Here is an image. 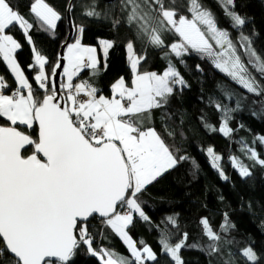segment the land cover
Wrapping results in <instances>:
<instances>
[{
    "label": "snow or ice",
    "instance_id": "snow-or-ice-1",
    "mask_svg": "<svg viewBox=\"0 0 264 264\" xmlns=\"http://www.w3.org/2000/svg\"><path fill=\"white\" fill-rule=\"evenodd\" d=\"M219 3L232 27L245 24V19L234 10V0ZM117 6L124 14L121 19L112 18ZM72 8L70 2L66 10L71 12ZM29 14L44 31L56 29L62 18L47 0H31ZM83 14L111 18L114 28L124 22L134 33L126 44L133 72L131 87L121 78L112 85L111 98L98 96L99 90L88 82L73 83V77L82 68L96 69L97 65L96 49L84 47L79 37L74 44L67 45L62 57L67 79L59 88L45 73L47 58L33 47L35 65L39 66L34 80L38 89L43 90L37 95L15 57L21 44L9 34L18 26L27 42L33 44L29 32L34 24L11 0H0V59L17 84L11 95L5 94L3 90L10 86L0 75V117L10 122L9 126L0 125V264H73L81 247L99 264H146L158 260L157 253L143 240L135 241L130 230L137 218L151 223L142 206V194L189 157L178 155L180 149L168 142L176 135L171 124L165 122L161 132L154 124L146 125L145 120L152 119V110L163 109L161 121H171L172 114L166 106L177 90L188 84L171 60L162 74L139 72L138 66L146 55H136L135 42H140L145 52L149 46L167 47L176 57L194 51L201 58L210 59L216 69L247 93L259 97L264 92V85L249 70L250 66L264 78V57L253 48L251 38L242 33L239 37V48L248 58L246 64L229 31L218 26L215 14L201 0H118V5L110 0V7L103 13L96 10V0H92ZM76 28L83 33V27ZM167 34L178 37V41L166 44ZM113 43L100 41L105 56ZM59 67L57 61L51 76H56ZM82 94L86 99L81 98ZM225 95L231 99L234 93L225 90ZM212 103L222 113L219 129L202 116L204 126L230 137L234 129L228 122L231 113L239 109V101L236 108L209 97V104ZM17 125L29 129L38 126L36 137L18 130ZM257 142L264 145V136L256 137L253 143ZM29 148L32 151L26 154ZM244 151L249 159L264 167V158L255 148L245 145ZM207 153L211 166L227 180L221 157L211 147ZM230 159L242 178L252 174L237 157ZM193 165L198 167L194 160ZM161 223L179 227L175 215ZM200 223L209 240L205 247L198 243L189 245L187 232L173 244V233L165 227L159 236L160 254H166L174 264H184L181 249L186 247L199 248L210 257L220 254L221 235L206 218ZM232 227L225 213L220 231L228 232ZM103 229H110L130 256L124 257L103 245L95 247L97 235L106 238ZM242 255L251 264H257L258 256L251 247L242 249ZM231 258L229 253L224 264H231Z\"/></svg>",
    "mask_w": 264,
    "mask_h": 264
},
{
    "label": "trees",
    "instance_id": "trees-1",
    "mask_svg": "<svg viewBox=\"0 0 264 264\" xmlns=\"http://www.w3.org/2000/svg\"><path fill=\"white\" fill-rule=\"evenodd\" d=\"M47 2L61 13L62 18L57 21L56 29L44 31L29 14L31 0H11L12 5L34 24L29 32L33 39L32 45L47 58L45 73L51 79V70L59 61V49L68 33L66 8L69 0H47ZM112 2L118 5V0ZM201 2L213 11L218 26L229 31L246 64L248 58L239 48L241 33L251 38L253 48L264 57V0H234V10L245 19V24L238 28L232 27V21L225 15L219 0H201ZM91 3L92 0H73L70 18L74 33L70 43L76 39V26L83 27L80 42L98 48L100 64L96 69H83L74 79V83L88 82L99 90L98 95L109 96L112 84L118 79L123 78L127 85L130 84L133 73L126 58V44L129 38H134V33L124 22L114 28L111 18L85 16L83 13ZM107 7H110V1L96 0L97 11L103 13ZM123 16L119 6L113 9L112 18L121 19ZM9 34L21 44V48L15 53L21 70L33 85L36 94L41 95L43 90L38 89L34 80L38 67L33 61L31 44L27 42L18 26ZM102 39L114 42L106 56L101 54L99 41ZM174 41H178V37L167 34L165 43L171 44ZM134 50L137 56L146 55V59L138 66L139 72L154 71L160 74L171 60L188 84V87L177 90V94L170 98L169 105L166 106L167 111L172 114L171 121H161L163 109L152 110V125L163 132L164 123L171 124L176 135L174 138H168V142L174 143L180 149L178 155H186L189 159L182 161L162 179L150 185L141 196L142 206L151 223L137 218L130 235L137 242L143 240L157 253L158 260L146 264H174L166 254H160L159 236L160 231L165 227L173 233L171 243L178 242L183 233L187 232L189 245L198 243L201 247H205L209 240L203 233V226L200 223L202 218H206L212 229L221 235V253L210 257L199 248L186 247L181 249L184 264H224L229 258V253L232 254L231 264H251L242 255V249L246 247H251L256 252L257 264H264V167L254 163L244 151L245 145L253 147L261 158H264V145L259 142L253 143L256 137L264 136V92L259 97L247 93L245 89L216 69L210 59L201 58V55L194 51L176 57L167 47L159 49L149 46L145 52L144 46L138 41L134 44ZM29 65L35 66L29 68ZM250 69L261 85H264V78H261L251 67ZM0 75H3L10 87L14 88L12 75L2 59H0ZM60 84H62L61 80ZM225 90L234 93L231 99L225 95ZM209 97L230 108H236V103L239 101V109L231 113L232 118L228 122L229 127L234 129L230 137H225L218 130L211 131L204 126L202 116L216 129H219L221 123L222 113L216 109L215 103L209 104ZM0 125L6 126L10 123L0 117ZM17 127L33 138L37 135L36 127L32 129L22 125ZM181 132L183 136L180 135ZM164 135L167 138V134ZM209 147L221 157L220 164L228 177L227 180L221 178L219 172L211 166L206 154ZM31 151L32 149L29 148L26 154H30ZM230 157H237L249 167L252 174L242 178L231 165ZM193 160L198 167L193 165ZM225 213L234 227L228 232H221L220 226L224 223ZM173 215L177 218L178 229L170 224L161 223L166 217ZM95 223L99 229L98 219ZM103 232L106 238L102 239L97 235L95 247L103 245L124 257L130 256L126 246L110 229H103ZM137 246H140L139 243ZM73 264H99V261L96 257L88 255L86 249L81 247Z\"/></svg>",
    "mask_w": 264,
    "mask_h": 264
},
{
    "label": "crops",
    "instance_id": "crops-1",
    "mask_svg": "<svg viewBox=\"0 0 264 264\" xmlns=\"http://www.w3.org/2000/svg\"><path fill=\"white\" fill-rule=\"evenodd\" d=\"M80 39V38H79ZM26 40H27V38H26ZM76 42V39H75V41L74 42H71L70 44H74ZM81 43V42H80ZM82 44V43H81ZM84 47H92V48H94V49H96V51H95V53H94V55H95V57H96V61H97V65H96V67L100 64V59H99V51H98V48L95 46V45H86V44H82ZM31 49H33V45L31 44ZM18 50V49H17ZM38 51V50H37ZM67 52V46H66V48H65V51H64V54ZM32 53H33V51H32ZM101 54L104 56L105 54L102 52V50H101ZM16 57V56H15ZM33 61H34V63H35V60H34V54H33ZM88 62V58H87V56H85V58H84V63H87ZM64 64H66V61L64 62ZM37 67H38V72H39V66L38 65H36ZM84 68H82L78 73H80L82 70H83ZM85 69H91V68H85ZM9 70V69H8ZM166 70V69H165ZM164 70V71H165ZM163 71V72H164ZM9 72H10V70H9ZM162 72V73H163ZM78 73H77V75H78ZM133 73V72H132ZM162 73H160V74H162ZM10 74H11V72H10ZM38 74V73H37ZM36 74V75H37ZM159 74V73H158ZM12 75V74H11ZM77 75L76 76H74L73 77V83H74V79L77 77ZM12 78H13V80H14V88H16L17 87V84H16V81H15V78H14V76L12 75ZM132 78H133V75H132ZM132 78H131V81H130V84L129 85H127L126 83V86H128V87H131V83H132ZM66 77L63 75V68H62V71H61V77H60V80H61V82L62 83H65L66 82ZM121 79V78H120ZM120 79H118V80H120ZM117 80V81H118ZM116 81V82H117ZM125 81V80H124ZM116 82H114L113 84H115ZM79 83H82V82H79ZM75 84V83H74ZM112 84V85H113ZM111 89H112V86H111ZM110 89V95L109 96H105V97H107V98H111L112 97V95H113V93H112V90ZM98 95V94H97ZM99 96V95H98ZM152 123H153V114H152V119L151 120H145V124L146 125H148V126H151L152 125ZM25 126V125H24Z\"/></svg>",
    "mask_w": 264,
    "mask_h": 264
},
{
    "label": "water",
    "instance_id": "water-1",
    "mask_svg": "<svg viewBox=\"0 0 264 264\" xmlns=\"http://www.w3.org/2000/svg\"><path fill=\"white\" fill-rule=\"evenodd\" d=\"M106 1H110V0H106ZM70 2L72 3L73 0H69L68 4ZM67 8H68V5H67ZM70 17H71L70 16V12H68L66 10V20H67L68 33H67V36H66V39H65L64 43H62V45L60 46V49H59V62L61 64V67H59V68L56 69V73H57L56 76H54V77L51 76V80H54L55 81L57 88H59V86L61 85L60 84L61 71H62L64 62H65L62 59V57L64 55L65 48L70 43V40L72 39L73 33H74V28H73V25H72V22H71V18ZM6 126H9V125H6ZM36 128H37V131H38V126H36Z\"/></svg>",
    "mask_w": 264,
    "mask_h": 264
},
{
    "label": "rangeland",
    "instance_id": "rangeland-1",
    "mask_svg": "<svg viewBox=\"0 0 264 264\" xmlns=\"http://www.w3.org/2000/svg\"><path fill=\"white\" fill-rule=\"evenodd\" d=\"M80 35H81V33L80 32H78V30L76 31V38L77 37H79L80 38ZM102 40H104V39H102ZM101 41V40H100ZM99 41V42H100ZM100 48H101V50H102V52L104 53V50H103V47H102V45L100 44ZM105 54V53H104ZM126 58H127V60H128V62H129V65H130V60H129V53H128V50H127V48H126ZM242 58V57H241ZM243 60V59H242ZM244 61V60H243ZM130 67H131V65H130ZM249 70L251 71V69H250V66H249ZM252 72V71H251ZM252 74H253V72H252ZM254 75V74H253ZM255 76V75H254ZM230 78V77H229ZM133 79V78H132ZM231 79V78H230ZM25 94H26V91H25ZM5 119V118H4ZM10 123V122H9ZM22 126H24V125H22ZM27 127V126H26ZM206 154H207V156H208V159H209V161H210V163H211V160H210V157H209V155H208V153H207V151H206ZM217 155H219L218 153H216ZM230 162H231V159H230ZM231 165H232V163H231ZM236 171L238 172V170L236 169ZM239 173V172H238ZM124 244V243H123ZM127 248V247H126Z\"/></svg>",
    "mask_w": 264,
    "mask_h": 264
},
{
    "label": "built area",
    "instance_id": "built-area-1",
    "mask_svg": "<svg viewBox=\"0 0 264 264\" xmlns=\"http://www.w3.org/2000/svg\"><path fill=\"white\" fill-rule=\"evenodd\" d=\"M87 68V67H85ZM15 88H9V89H6V90H3L5 94L7 95H11L12 94V90H14ZM81 98L82 99H86V97L83 96V94L81 95Z\"/></svg>",
    "mask_w": 264,
    "mask_h": 264
}]
</instances>
